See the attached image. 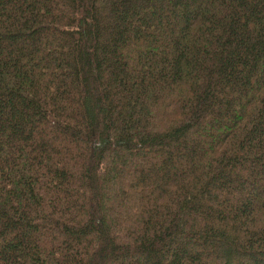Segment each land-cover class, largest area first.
I'll return each instance as SVG.
<instances>
[{
  "label": "trees",
  "instance_id": "trees-1",
  "mask_svg": "<svg viewBox=\"0 0 264 264\" xmlns=\"http://www.w3.org/2000/svg\"><path fill=\"white\" fill-rule=\"evenodd\" d=\"M0 264H264V0H0Z\"/></svg>",
  "mask_w": 264,
  "mask_h": 264
}]
</instances>
